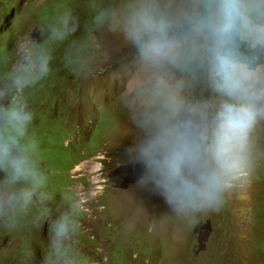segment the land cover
Instances as JSON below:
<instances>
[{"label": "rangeland", "instance_id": "374dc122", "mask_svg": "<svg viewBox=\"0 0 264 264\" xmlns=\"http://www.w3.org/2000/svg\"><path fill=\"white\" fill-rule=\"evenodd\" d=\"M215 1L88 0L96 14L109 10L89 33L88 15L61 7L64 0H0V109L15 98L33 114L0 160V264H23L19 250L39 239L35 222L47 251L70 249L76 264L264 261V63L253 72L234 65L216 80ZM238 4L241 38L264 45V0ZM75 19L80 28L69 35L62 23ZM82 37L77 55L68 43ZM51 42L59 51L54 77L18 91L16 72L37 71L39 57L55 51ZM76 55L74 88L58 100L73 109L72 136L83 143L65 148L42 138L65 117L58 101L52 113L60 90L50 80L64 84V63ZM172 173L176 188L206 174L219 178V211L194 214L167 203L162 185ZM61 220L66 231L57 235L52 224ZM35 243L28 264L74 263Z\"/></svg>", "mask_w": 264, "mask_h": 264}, {"label": "trees", "instance_id": "16d2710c", "mask_svg": "<svg viewBox=\"0 0 264 264\" xmlns=\"http://www.w3.org/2000/svg\"><path fill=\"white\" fill-rule=\"evenodd\" d=\"M86 2H88V0H82V1H76V2L64 0L63 3H66V4H63L61 7H67L69 5L70 6L69 10H72L73 13L85 12L88 15V20L85 22V24L87 26L88 32L90 33L92 29L100 25L99 16H100V19H102L101 15L107 14L109 10L102 7L99 10L100 14H96L95 11H97V8H95L94 4H92L91 2H88V3ZM217 7H219V10H220L221 32L217 35V41L219 44V53L216 58V68H215L216 80L223 81L224 77H227L231 74L232 67L234 65L243 66L245 69L252 71V72L256 71L264 63V45L263 44L249 45L247 42H245L241 38L240 33H239V26L241 22V8L238 4V0H216L213 4L211 11H214ZM60 11H63V10L60 9ZM64 25L66 27L65 31L67 30V33H69L70 35V33H73V32L76 33L79 30L80 21L76 19L72 21H65L62 23V28L64 27ZM84 38L83 37L78 38V41L69 42L68 43L69 49H78V53H77L78 55L79 51L81 50L80 46L84 44ZM52 47H54L53 50L55 51L53 52L48 51L49 57L47 58V64H49L50 67L48 68L49 70L47 74L44 75V77H47L48 80L54 77V75L56 74V72L54 71L56 67L54 58H56L57 55L59 54V51H56V46L53 42H51L49 48H52ZM77 55L75 57L68 58L64 63V71H65V75H63L64 84L55 83L54 80H50V82H52L53 84L58 85V88L60 90L59 96H57V100L53 104L54 107L52 109V113L54 112L56 113L58 111V108L56 106V102L58 101V103H61L62 105L66 107L65 117L58 124H53L49 127H46L43 130V134L45 136L42 139H52L53 138L56 141V146L65 147V148H69L70 146L74 147L75 145L73 144L74 142H76V144L83 143V142H78L76 140L77 137L76 139H74L75 137L72 136V131L73 132L78 131V125H77V122L75 121V114H74L73 109L69 108L66 104H64L62 100H58L59 98H62L60 97L61 94L67 89H70L69 88L70 85H73V78L75 76V73L71 71L70 66H72L75 63V59ZM39 58H45V57H39ZM11 67L12 66H10V68ZM20 72L21 71H17L16 73H20ZM35 72L36 71H34V73ZM73 88H74V85H73ZM38 89L39 87H36L34 89V92L38 91ZM77 89H79V87L75 88L74 92H76ZM76 98L78 97L76 96ZM10 103L11 102H9L7 106H9ZM27 109L32 112V110H30V107L27 106ZM2 123L0 124V130L4 126V124ZM101 128L103 129L102 125L99 126L97 133H95V139L93 140V143H91V145L94 144L91 147V150H93L94 152H97L101 149L100 147L102 145V142H99L98 140L101 134V131H100ZM0 135H3V130L0 131ZM70 137L71 139L68 140ZM35 140H37V136L35 137ZM82 147H86L85 144H83ZM66 157L70 159L69 152H67ZM7 158L8 157H6L5 159ZM165 182L172 184V181L171 183L168 180H166ZM43 210L44 208L41 209L40 215H42ZM78 214L80 213L78 212ZM51 218H54V217H51ZM36 223L37 222H35L34 224V227L36 228L34 232L37 235H39V239L38 237H36V235H33L32 237L27 239L26 243L19 250L17 258L23 255L24 256L23 264H28V262L32 260L35 255V254H32V251L35 252L33 248V244L35 240L36 242L35 246L39 242V244L41 245V249L44 250V254L47 255L48 257H53L54 254H62L63 257L60 259L61 261L65 262V259L67 258L71 262H74L73 256L75 255V252H73L70 249L65 248L64 250L60 251L59 249L57 250L56 248L53 251H47V242H46L47 240H44L45 238H43L42 235H40L44 230L38 229L36 227ZM52 225H53V233H55L56 224L54 223ZM67 228L69 230L72 227H67ZM45 230L47 233L48 230L46 229V227H45ZM261 250L264 253V248H262ZM49 254H51V256ZM18 261H19L18 264H21L19 259ZM81 263L83 262L81 261ZM46 264H54V259L48 258ZM73 264H76V262H74ZM257 264H264V261H258Z\"/></svg>", "mask_w": 264, "mask_h": 264}, {"label": "clouds", "instance_id": "9594fccd", "mask_svg": "<svg viewBox=\"0 0 264 264\" xmlns=\"http://www.w3.org/2000/svg\"><path fill=\"white\" fill-rule=\"evenodd\" d=\"M47 58H40L39 67L35 74H31L30 66L21 70L14 76L13 83L19 91L25 85L35 82L48 72ZM0 116L4 120V134L0 135V160L5 159L10 152V144H15L33 119V114L26 105L16 103L15 98L7 108L0 109ZM9 132L14 133L10 135ZM13 166L19 171L16 162ZM175 173L169 174L168 181L173 179ZM164 195L167 203L175 205L178 210L187 209L192 213H207L219 211L223 204L222 183L214 174H206L198 177V183L185 182L182 188L171 187L164 183ZM66 226L61 220L56 226V234L62 235Z\"/></svg>", "mask_w": 264, "mask_h": 264}]
</instances>
